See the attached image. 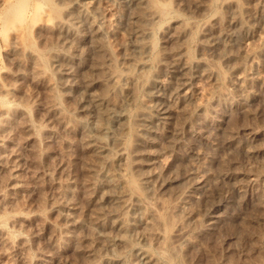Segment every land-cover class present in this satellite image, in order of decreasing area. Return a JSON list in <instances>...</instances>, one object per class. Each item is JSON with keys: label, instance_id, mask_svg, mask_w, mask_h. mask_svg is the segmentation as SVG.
I'll use <instances>...</instances> for the list:
<instances>
[{"label": "rangeland", "instance_id": "1", "mask_svg": "<svg viewBox=\"0 0 264 264\" xmlns=\"http://www.w3.org/2000/svg\"><path fill=\"white\" fill-rule=\"evenodd\" d=\"M153 1L152 50L139 69L128 63L134 54L126 0H0V264H105L107 259L134 264L140 252L151 256L143 264H264V0ZM234 3L248 15L251 35L226 39L231 60L225 61L217 48L204 50L207 38L200 31L215 18L225 22ZM82 5L88 15L77 11ZM92 17L103 28H116L104 36L101 53L89 25ZM62 23L70 24L69 32ZM175 27L191 28L192 59L204 60L219 75L194 76L187 106L167 99L179 130L172 141H157L152 172L161 177L147 191L134 169L123 161L98 163L84 142L91 137L106 144L113 161L119 142L129 154L135 143L130 128L136 127L150 81L157 76L169 82L172 61L160 58L170 52ZM108 58L114 62L111 70L135 77L136 97H125L124 117L105 136L95 128L89 96L102 95ZM239 90L247 100L212 105L218 95ZM107 98L119 99L111 91ZM201 106L208 108L211 122L199 127L193 114ZM252 135L257 137L250 141ZM227 136L243 147H228ZM193 166L196 181L205 179L202 189L190 188L192 181L185 179ZM98 169L119 176L117 195L132 205L125 242L108 247L104 230H90L101 210L111 209L104 203L97 208L109 191L92 189ZM169 178L175 183L159 189L158 181ZM177 187L194 198L172 215ZM208 213L218 217L204 231ZM178 228L188 232L186 241L178 240ZM111 236L118 239L116 232Z\"/></svg>", "mask_w": 264, "mask_h": 264}, {"label": "bare ground", "instance_id": "2", "mask_svg": "<svg viewBox=\"0 0 264 264\" xmlns=\"http://www.w3.org/2000/svg\"><path fill=\"white\" fill-rule=\"evenodd\" d=\"M127 12L128 20L131 23V35L133 41L130 45L134 56L128 59L129 66H134L139 69H143L146 64L143 61L145 56L152 50V45L148 39L151 37L150 26L152 22L157 18V11L154 8L153 0H126L124 2ZM77 11L81 15H88L89 10L87 6H78ZM76 22V21H75ZM74 23V22H73ZM104 23L95 18H89V25L93 34L94 41L97 42L98 52H102L104 36L109 32H114L116 28L106 27L103 28ZM61 27L67 32L71 29L69 23H62ZM174 31L169 36L171 44L170 52L161 54V61H164L166 57L171 59V68L168 71L169 82H162L157 76L152 78L147 90L146 100L141 104L140 109L135 114V126L131 127L130 131L135 136V143L129 152L125 151L124 142H119L116 155L117 159L113 161L111 159V150L106 144L96 141L91 137H88L84 142V146L91 152L93 157L101 164H115L119 165L123 161L126 168L134 169L138 176L139 185L147 191L153 188L152 182L158 180L161 175L152 172V168L156 164L157 153L154 151L155 145L158 140L174 138V133L178 132L177 117L173 115V103H180L181 106H187L192 99V88L194 85V76L205 75L207 77H217L219 75L218 70L212 69L208 63L204 60H193L190 52L188 51L187 44L191 40L192 30L189 27L174 28ZM250 27L248 25V15L245 10L239 7L237 4H232V8L225 22H222L220 18H215L212 21L206 23L200 31L201 37L207 38L203 44V48L206 51H211L217 48L225 61L231 60V54L229 48L225 44V40L229 38L238 37L240 34H250ZM251 35V34H250ZM264 47V41H263ZM100 48V49H99ZM101 54H99L100 57ZM109 72L107 78L101 81V90L103 88L102 95L96 97L89 96L91 110L95 113L94 125L100 135L110 136L112 134V128L119 126V122L124 117V99L129 97L135 99L136 94L133 89V85L136 82L135 77H124L122 74L111 70V65L114 62L111 58H108ZM237 67L232 68V79H235L237 88L241 87L242 80L235 77ZM127 81L129 86H126ZM110 83V87L107 83ZM108 83V84H109ZM112 92L118 99L116 102H109L107 94ZM102 92V91H101ZM235 97L240 101L247 100L248 94H242L239 91L236 93H224L217 96L212 102V105L231 107L235 104ZM173 100L172 104L167 105L166 102ZM238 101V100H237ZM213 105V106H214ZM195 124L199 127L209 124L208 108L197 107L194 110ZM188 114V113H187ZM198 127V128H199ZM257 136L252 135L250 138L254 140ZM248 142V141H247ZM249 143V142H248ZM225 144L230 148L243 147L242 142L232 136H227ZM131 153V155H130ZM130 158V159H129ZM124 165V166H125ZM125 168V169H126ZM198 168L195 166L185 171V179L192 181L190 188L202 189L205 179L203 176H198L196 181V174ZM203 174H207L208 170L202 168ZM95 178L91 183V187L97 193L101 192L102 188H107L109 191L104 193L103 201L97 205L99 210L104 204L111 206L109 210H101L99 215L92 221L90 230L101 229L106 232L104 241L107 243V247L115 241L120 243L125 242V234L127 232V211L132 205L122 198L121 195H117L119 177L115 173H109L108 171L95 170ZM171 183H175L173 178H169L168 182L164 179L158 181V188L165 190ZM177 184L176 186H179ZM199 186V187H198ZM178 189V187H177ZM177 200L171 207V214L177 215L181 213L187 201L193 200L194 197L190 196L187 190H177ZM140 198V196H139ZM225 204L229 205L231 200L226 198ZM133 213L141 210L139 208L132 209ZM214 213H208L206 225H202L204 231H208L213 223L217 220ZM116 232L118 239L115 236H111V233ZM178 240L180 242L187 240L188 232L182 228H178ZM151 259V256L146 252H140L138 261L134 264H143ZM105 264H122L115 259H107Z\"/></svg>", "mask_w": 264, "mask_h": 264}]
</instances>
